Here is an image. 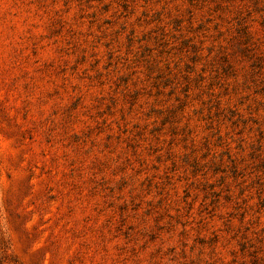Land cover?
I'll return each instance as SVG.
<instances>
[{"label": "rangeland", "instance_id": "374dc122", "mask_svg": "<svg viewBox=\"0 0 264 264\" xmlns=\"http://www.w3.org/2000/svg\"><path fill=\"white\" fill-rule=\"evenodd\" d=\"M0 264H264V0H0Z\"/></svg>", "mask_w": 264, "mask_h": 264}]
</instances>
